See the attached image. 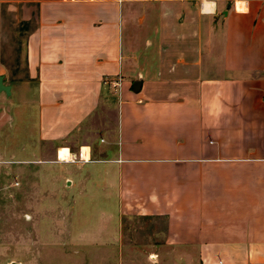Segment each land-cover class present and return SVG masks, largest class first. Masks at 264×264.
Wrapping results in <instances>:
<instances>
[{
	"label": "crops",
	"instance_id": "crops-1",
	"mask_svg": "<svg viewBox=\"0 0 264 264\" xmlns=\"http://www.w3.org/2000/svg\"><path fill=\"white\" fill-rule=\"evenodd\" d=\"M0 79L6 163L115 111L47 259L264 264V0H0Z\"/></svg>",
	"mask_w": 264,
	"mask_h": 264
},
{
	"label": "rangeland",
	"instance_id": "rangeland-1",
	"mask_svg": "<svg viewBox=\"0 0 264 264\" xmlns=\"http://www.w3.org/2000/svg\"><path fill=\"white\" fill-rule=\"evenodd\" d=\"M114 119L113 109H99L85 123L86 126H81L65 143L49 144L35 139L31 155L28 152L27 157L11 158L10 163L4 162L9 159L0 157V264H27L32 261L42 264L44 260L57 264L56 254L49 255L48 259V255L42 254L47 248L42 247L43 236L47 237L44 243L52 242V237L48 240V236L56 235L58 215L68 214V211H60L58 202L65 195L71 198L72 192H65L70 184H67L70 175L67 169L79 159L77 154V157L72 155L71 161H61L56 155L57 148L67 146L70 153H74L79 145H87L97 154L101 142L99 137H95L96 127L99 124L101 129L112 126ZM89 128L94 132L89 133ZM101 129L98 130L104 132ZM152 224V220H139L136 216L130 219L132 229L147 228Z\"/></svg>",
	"mask_w": 264,
	"mask_h": 264
},
{
	"label": "bare ground",
	"instance_id": "bare-ground-1",
	"mask_svg": "<svg viewBox=\"0 0 264 264\" xmlns=\"http://www.w3.org/2000/svg\"><path fill=\"white\" fill-rule=\"evenodd\" d=\"M57 157H58L59 160L65 161V162L71 161L72 158H73V156L71 155L69 149L66 148V147H60L57 150Z\"/></svg>",
	"mask_w": 264,
	"mask_h": 264
},
{
	"label": "water",
	"instance_id": "water-1",
	"mask_svg": "<svg viewBox=\"0 0 264 264\" xmlns=\"http://www.w3.org/2000/svg\"><path fill=\"white\" fill-rule=\"evenodd\" d=\"M1 90L8 91V88L1 84V79H0V91Z\"/></svg>",
	"mask_w": 264,
	"mask_h": 264
}]
</instances>
